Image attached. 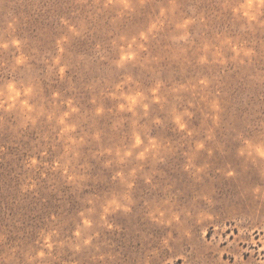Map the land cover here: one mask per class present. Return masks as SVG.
I'll return each instance as SVG.
<instances>
[{"label":"rangeland","instance_id":"rangeland-1","mask_svg":"<svg viewBox=\"0 0 264 264\" xmlns=\"http://www.w3.org/2000/svg\"><path fill=\"white\" fill-rule=\"evenodd\" d=\"M0 264H264V0H0Z\"/></svg>","mask_w":264,"mask_h":264}]
</instances>
